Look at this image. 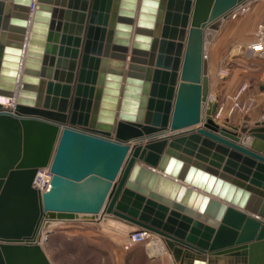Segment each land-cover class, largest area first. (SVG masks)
Wrapping results in <instances>:
<instances>
[{"label":"water","instance_id":"obj_1","mask_svg":"<svg viewBox=\"0 0 264 264\" xmlns=\"http://www.w3.org/2000/svg\"><path fill=\"white\" fill-rule=\"evenodd\" d=\"M247 1L0 0V264H53L79 219L175 264H264V114L217 122L206 58Z\"/></svg>","mask_w":264,"mask_h":264},{"label":"rangeland","instance_id":"obj_2","mask_svg":"<svg viewBox=\"0 0 264 264\" xmlns=\"http://www.w3.org/2000/svg\"><path fill=\"white\" fill-rule=\"evenodd\" d=\"M254 5L255 2H251L249 11L236 17L245 18L246 34H224V31L231 27L236 19L226 18L216 31L214 38L207 44L210 49L217 48V53L224 64L228 59H234V55L229 54H237L238 50V54H242L245 60L236 59L241 60L238 61L239 64L247 66L239 83L221 87L223 77L227 75L222 71L219 72L217 78L211 79V94L217 97L218 106L222 107L220 115L215 117L220 123L227 120L228 123L233 124L232 122L236 118V123L242 122L244 125L248 112L257 101L258 85L264 82V58L246 56V45L250 37L253 38L255 28V26L252 27L253 31L250 29L254 17L252 11ZM220 96H223L221 100ZM236 115L238 116L236 117ZM234 125L239 126V124ZM243 125L241 127H244ZM122 234L99 222L80 219L67 220L52 227V231L42 242V246L53 264H118L119 254L126 257L125 264H143L147 254L144 245L135 243L125 248L122 244ZM131 255L135 257L133 262L128 261ZM166 256H170V254L167 252ZM171 261L170 264H175L172 257Z\"/></svg>","mask_w":264,"mask_h":264},{"label":"crops","instance_id":"obj_3","mask_svg":"<svg viewBox=\"0 0 264 264\" xmlns=\"http://www.w3.org/2000/svg\"><path fill=\"white\" fill-rule=\"evenodd\" d=\"M250 2H252V3L255 2V5L252 8V11L254 13V17H253V21L251 22V27H250V29H252L251 31H253V28H254L256 22L258 20H260L264 15V4H263L262 0H250ZM244 19L245 18H242V17L236 18L234 21V24L231 27H229L227 30H225L224 34L225 33L246 34L247 25H246ZM244 31H245V33H244ZM251 38H252V36L250 37V39L248 41H250ZM236 53L237 54H233V53L229 54V55H234V57H233L234 59H232V60L228 59L227 62L224 64L221 62L222 59H221L219 53H217V48L210 49L209 46H206V58H207V62H208V75H209V80H210V92H211V79L213 80V79L217 78V76L219 75V72H221V71L227 74L226 76L223 77V84H221V87L224 88V87L229 86L230 84L239 83L241 81V75L246 72L247 66H244V64H239L238 61H241V60H237L236 58L245 60L244 59L245 57H243L242 54H238V50L236 51ZM259 60H261V59H259ZM262 83H264V82H262ZM261 84H259V85H261ZM259 85H258V93L256 95L257 101H256L255 105L251 108V110L248 112L247 121L243 125L242 122L236 123V118H235L234 121L232 122L233 124H239L240 127L242 125L243 126H245V125L246 126H252L264 114V91L259 88ZM221 97H223V96H220V100H221ZM215 98H217V97L215 96ZM237 116L238 115H236V117ZM215 120L217 121V119H215ZM217 122H219V121H217ZM126 235H127V233H123L121 239L124 240ZM125 259H126V257L119 254V256L117 257V263L118 264H125ZM134 259H135V257L131 255L129 257L128 261L133 262ZM170 262H172L171 256H166V254H163L162 256H155V257L149 256L148 254H146L143 264H170Z\"/></svg>","mask_w":264,"mask_h":264},{"label":"built area","instance_id":"obj_4","mask_svg":"<svg viewBox=\"0 0 264 264\" xmlns=\"http://www.w3.org/2000/svg\"><path fill=\"white\" fill-rule=\"evenodd\" d=\"M250 4V1L239 4L230 12L228 18H236L239 15H244L247 11H249ZM246 56L252 58H264V15L255 24L253 38L246 45ZM0 101L2 103L7 102L8 98L0 96ZM250 105L251 103L249 104V106ZM221 110L222 107L218 106L216 116L220 115ZM51 176L52 173L48 166L39 167L35 172L32 186L40 193L45 191L50 184ZM135 243H142L145 247L146 253L152 257L163 255L168 252L163 239L159 235L146 229H137L135 231L127 233L122 242L125 248H128ZM159 243L162 244V250L157 252V250L154 249L153 246L156 244L158 245Z\"/></svg>","mask_w":264,"mask_h":264},{"label":"bare ground","instance_id":"obj_5","mask_svg":"<svg viewBox=\"0 0 264 264\" xmlns=\"http://www.w3.org/2000/svg\"><path fill=\"white\" fill-rule=\"evenodd\" d=\"M3 105L4 106H7L8 108H10L12 106L11 103H10V101L4 102ZM44 235H45V232H42V238L44 237ZM156 245H154L153 248L156 249L157 252L158 251H161L162 250V244L159 243L157 246Z\"/></svg>","mask_w":264,"mask_h":264}]
</instances>
